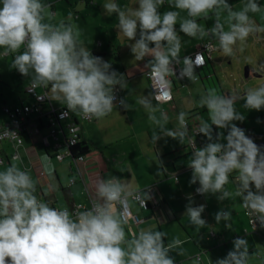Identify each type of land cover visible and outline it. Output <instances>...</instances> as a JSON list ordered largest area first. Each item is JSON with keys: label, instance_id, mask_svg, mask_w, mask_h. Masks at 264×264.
Wrapping results in <instances>:
<instances>
[{"label": "clouds", "instance_id": "1", "mask_svg": "<svg viewBox=\"0 0 264 264\" xmlns=\"http://www.w3.org/2000/svg\"><path fill=\"white\" fill-rule=\"evenodd\" d=\"M164 3L165 0H137L138 7L126 9L114 0L103 4L106 15H116L118 32L134 41L130 47L135 59L152 57L146 67L154 95L137 101L159 129L152 141L155 143L161 136L177 139L181 144L187 140L192 147L188 164L192 169L190 184L199 183L198 194H218L220 201L230 198L232 193L225 190V185L235 172L238 181L235 195L241 197L242 206L253 217V226L258 221L264 227V151L233 123L245 118L235 108L239 97L222 95L215 88H209L201 96L199 104L207 109L209 117L200 120L196 131L208 140L203 147H197L189 135L186 112L178 114V127L170 130L166 128L168 116L159 107L172 98L169 77L176 76L174 64L183 65L177 79L195 82L198 78L195 69L206 62L202 52H197L194 59L184 56L181 60L182 44L176 28L180 11H186L188 17L180 21V33L200 39L210 36L219 42L225 56H232L238 42L264 32V26H258L249 15L261 12V5L257 0H247L236 11L227 0H169L170 6L179 11L161 13ZM49 8L42 0H0V49H3L0 55L13 56L10 67L30 77L32 90L36 87L47 90L38 99L47 96L84 119L106 117L115 107V86L127 87L124 75L112 70L111 64L101 57L92 55L73 25L45 22L46 17H52ZM221 12L227 13L228 30L220 22ZM210 13L216 16V21L206 30L197 19H207ZM205 47L207 51L212 48ZM260 70L264 71V64ZM242 100L245 109L264 108V84L247 89ZM120 104L125 109L131 108L123 99ZM213 126L227 129V135L217 132L214 137ZM10 133L15 138L16 134ZM16 159L13 157V161ZM42 159L45 171L51 175L49 158ZM37 184L15 162L0 171V264H175L170 251L182 244L180 239L165 245L166 233L153 228L141 229L131 239L126 238L129 199L134 198L145 207L146 200L151 198L146 192L131 189L116 176L100 179L95 182L96 199L91 208L81 211L78 207L70 212L39 199L35 194ZM188 199L185 214L189 223L203 228L205 205L193 206L191 195ZM231 217V211L225 209L215 214L217 223L228 222ZM225 227L231 229L232 225L225 223ZM233 246L215 264H249L247 240L238 237Z\"/></svg>", "mask_w": 264, "mask_h": 264}, {"label": "crops", "instance_id": "2", "mask_svg": "<svg viewBox=\"0 0 264 264\" xmlns=\"http://www.w3.org/2000/svg\"><path fill=\"white\" fill-rule=\"evenodd\" d=\"M42 2L50 5L49 11L52 13L50 20L46 18L45 22L54 25L63 22L82 31L85 29L84 27H92L94 24L91 22L93 16L91 6H93L94 0H91L90 3L86 0H42ZM206 41H210V39L208 37L200 39L189 48L182 46L181 60L184 56L193 54L200 44ZM114 42L110 37L108 44H97L102 49L96 47L92 49L91 44H85L94 56L101 57L106 62H109V60H105L108 59V55H112L115 58L114 62L111 60L112 63L109 62L112 70L123 74L127 83L126 88H121L118 85L120 92L114 101L115 107L109 115L101 119L94 118L91 122L82 124L81 138L90 149L82 171L86 186L93 197L96 199L95 182L112 176L120 178L133 190H144L151 197L147 199L149 208L141 211L135 203L130 201L132 211L142 221L137 226L132 224L131 231L126 230V238L131 239L133 233H138L141 229L153 228V230L158 229L166 233L165 245L176 238L180 239L182 244L170 251L175 264H215L217 259L224 258L233 249V240L238 237L244 238L248 242L249 264H264V227L260 226L254 233L248 232V220L244 213L241 197L235 195L238 185L237 174L232 173L229 183L225 185V190L232 193L230 198L220 201L217 199L218 194L211 193L203 194L200 198L196 197L195 189L199 187V183L190 184L192 171L188 164L191 153L187 140L185 144H181L177 139L161 136L153 143L152 136L159 132V129L149 120L145 109L137 103L139 99L152 94L146 78V73L149 72L146 64L152 57L146 56L139 61L135 57L126 60L122 55L121 47ZM179 66L182 68V63ZM196 74L200 80L193 83H201V86L198 84L190 86L189 81L172 83V101L159 104V107L168 116L167 129L175 130L178 127L177 117L181 111L186 112L187 116L195 113L194 118L198 120V123L201 119H209L207 109L200 106L199 100L202 95L206 94V82L212 81L213 83L214 77H216L212 54L207 67L199 70ZM254 75L259 77L257 74ZM19 76L27 77L21 76L20 73ZM249 76L250 70H248ZM222 92V95H226L223 89ZM18 94V92L13 94L15 100L12 101L11 106L19 102L31 104L26 103L25 98ZM21 95H26L25 88ZM122 99L131 108L125 109L121 106ZM152 102L154 105L156 104L154 99ZM52 104L56 108L65 107L54 100H52ZM4 106H8L5 100H3ZM156 115L158 118L160 117L159 112ZM259 115L260 119L249 117L247 124L242 123L238 127L242 128L246 135L250 132L248 137L252 138L264 151V130L260 122L261 119L264 120V111L261 110ZM3 122L1 120L0 124ZM217 132L227 135V129H217L216 126H213L214 137ZM201 142L204 146L208 140L203 137ZM221 142L226 143V140ZM8 149L11 151V148ZM30 155H34L32 151ZM55 177L59 181L58 175ZM75 186H77V190L74 192L72 188ZM73 187L70 188L72 198L68 203L84 201L83 185L76 184ZM252 190L255 191L254 186H252ZM189 195L192 197L193 206L205 205L202 218L206 221V225L203 228L191 225L185 214ZM221 209L231 211L230 221L217 223L215 214ZM225 223H231L232 228L225 227ZM211 233L215 234V237H211ZM196 256L200 257L199 261L196 260Z\"/></svg>", "mask_w": 264, "mask_h": 264}, {"label": "rangeland", "instance_id": "3", "mask_svg": "<svg viewBox=\"0 0 264 264\" xmlns=\"http://www.w3.org/2000/svg\"><path fill=\"white\" fill-rule=\"evenodd\" d=\"M106 2L107 0H94L92 4L93 6H91L93 15L91 18V22H93L94 24H92V27H87L90 29L84 27L85 29L83 31L79 30L81 34L80 39L84 44H91L90 46H92V49H94L95 47L97 49H102V47H98L97 44H108L109 38L112 37V39L115 41L114 43L121 47L123 57H125L126 60L133 59L135 56L131 51L130 45L134 43V41H129L122 35V33L118 32V20L115 15L108 16L105 14L103 4ZM114 2H117V4L120 5L122 9H126V7H138L137 0H114ZM227 2L230 6H232L233 10L239 11L247 2V0H227ZM257 3L261 5L262 11L255 14L249 13V15L258 26H264V0H257ZM166 11L179 10L172 8L170 6L169 0H165L164 5L160 7V12L163 13ZM226 16V12H221L220 22L224 24L225 30H228L226 24ZM46 18L50 20L48 17ZM184 18H188L187 12L180 11V16L178 18L176 28L180 36L182 46L189 48L196 44V42L199 41L200 38L199 36H197L196 38H192L179 32V23ZM215 21L216 16L212 13L209 14V17L207 19H204L203 17L197 19V22L206 30L212 27ZM208 39H210V41L213 40L215 48L214 52L212 53V63L216 77H214L213 83L212 81L206 82L207 90L209 88H215L220 94H223V89L224 94L229 96L236 95L239 97L235 101V108L238 112H241V114L245 118L243 121H234L237 126L241 125L242 123L247 124L246 122L248 121L249 117H251V119H260V111H264V108L259 111L254 109H245L243 107L244 101L242 100V97L247 89L257 88L261 84H264V71L260 70V65L264 64V32L250 35L243 43L238 42L234 48L232 56L224 55V53L219 49V42L216 39L210 36H208ZM0 52H3V49H0ZM92 55L94 54L92 53ZM12 59L13 56L9 55L5 57L0 55V121L7 120V116L3 113V100L6 101V104L8 106H11L12 101L15 100L13 95L14 93L18 92V95L22 96V98H25L24 101L26 103H33L35 101L27 95H21L24 88L29 85L30 77L21 78L19 76V72L16 69L10 67ZM105 60H109V62L111 60L112 62H114L115 58H113L112 55H108V59ZM247 69L250 70V76L248 78L245 77ZM254 74H257L259 77H256ZM194 84H198L199 86H201V83H193L192 81H189L190 86H193ZM12 89L14 90L13 92L11 91ZM41 90L42 88H40L38 92H40ZM260 122L263 128L264 120L261 119ZM43 133L45 134V132ZM25 145L29 146V142L26 141ZM13 152V150L10 151L9 149H7L9 159L8 162H5L4 165L0 166V171H3L11 163L15 162L18 167L21 168V170H27L33 178L35 171L39 168H43L44 173L47 176L46 181L50 184L54 192V198L52 197V199L56 201L54 207L60 209L65 208L66 202L64 200V194L61 188L65 189L69 183V173L67 170L66 162L61 163L49 159L52 166V172L51 175H49L44 169L42 158L46 156V153L41 146L37 147V153L39 156V158L37 159L35 156L23 152V154L20 153L19 157L15 161H13ZM55 175H58L59 181H57ZM47 186V183H45L44 186L40 187L44 195H47L49 192ZM76 190L77 186L72 188V191L75 192ZM155 231L159 230L155 229Z\"/></svg>", "mask_w": 264, "mask_h": 264}, {"label": "built area", "instance_id": "4", "mask_svg": "<svg viewBox=\"0 0 264 264\" xmlns=\"http://www.w3.org/2000/svg\"><path fill=\"white\" fill-rule=\"evenodd\" d=\"M207 45H211L212 48L210 51H207ZM214 44L212 41H206L200 44V46L195 50V52L191 55L193 59L195 58V54L197 52H202L205 55V64L204 66L198 67L195 69L197 73L199 70L207 67L209 60L211 59V54L214 52ZM176 76H178L181 67L179 65H173ZM149 72L146 73V78L150 89L152 91V95H154L155 90L152 88V80L150 79ZM21 75V74H20ZM23 76V75H21ZM176 76H170L169 79L172 83L179 82L184 83L189 81L187 78L177 79ZM198 77V76H197ZM199 77L197 81H199ZM42 88L40 92L38 90ZM46 89L43 87H36L34 90L30 88L29 85L25 88V94L34 99L35 101L31 104H24L19 102L13 106H4L3 113L7 116V120L0 124V166L4 165L5 162H8L9 155L7 153V149L11 148L13 150V157L18 158L21 151L30 155V152H33V156L38 157L37 147L41 146L46 156L51 159L61 163L66 162L67 170L69 173V183L64 190H69L76 184L83 185L82 195L84 196V201L82 200L79 203L69 204V200H64L66 202V207L70 212H74L79 207V210L83 211L85 209H90L92 206V202L95 199L91 193V191L87 188L86 182L84 179V174L82 171V166L87 160V155L85 154H74L73 149L82 142L81 138V128L84 122H91L94 118L84 119L81 116H77L71 112H68L66 106L61 108H56L52 104V99L44 96L43 99H38L39 96L46 94ZM120 89L119 86H115L114 95L116 99L118 98ZM172 94V93H171ZM115 99V100H116ZM114 100V101H115ZM155 101V100H154ZM172 98L170 101L171 102ZM156 102V101H155ZM163 102V103H167ZM162 104V103H161ZM68 112V115L64 118H61L62 114ZM187 126L189 129V135L195 140L197 147H203L202 139L203 134L196 133L199 123L198 120L194 117H186ZM264 129V122H263ZM15 133V138H13V134ZM45 132V134L43 133ZM251 133L248 132L247 136ZM23 141V142H21ZM29 142V146L25 145V142ZM188 144V142H187ZM188 148L190 153L192 154V147L188 144ZM25 170V169H23ZM192 171V169H191ZM47 176L44 173L43 168H39L35 171L34 180L38 181L36 195L39 199L44 200L49 203L51 207H54L55 200L54 192L50 186V184L46 181ZM177 180V177H175ZM47 183V188L49 190L47 195H44L41 191V186H44ZM198 187H196L197 189ZM63 188H61L62 190ZM195 189L196 197H202V194H198ZM144 191V190H140ZM63 192V190H62ZM145 192V191H144ZM130 201L135 203L136 206L141 211H145L149 208L148 201L146 200L145 207H142L139 202H137L134 198L129 199V223L125 226V231L129 228L131 229V225L137 226L141 223L140 217L135 214L131 207ZM119 209V206H117ZM244 209L245 216L248 220V232L254 233L256 232L260 224L258 221L255 222V227L253 226L252 220L253 217L249 215L248 210ZM211 237H215V234L211 233ZM264 254V252H263ZM196 260L199 261L200 257L196 256Z\"/></svg>", "mask_w": 264, "mask_h": 264}, {"label": "trees", "instance_id": "5", "mask_svg": "<svg viewBox=\"0 0 264 264\" xmlns=\"http://www.w3.org/2000/svg\"><path fill=\"white\" fill-rule=\"evenodd\" d=\"M86 1H87L88 3H90L91 0H86ZM205 91L207 92V88H205ZM190 116L195 117L196 114L194 113V114H191V115H189V116H187V117H190ZM89 152H90L89 147H88V146L86 145V143H84L83 141L80 142V143H79V144L73 149V153H74V154H85V155H87ZM62 190H63L64 196L66 197L67 200H69V199L72 198V195H71V193H70L69 190H64V189H62Z\"/></svg>", "mask_w": 264, "mask_h": 264}, {"label": "water", "instance_id": "6", "mask_svg": "<svg viewBox=\"0 0 264 264\" xmlns=\"http://www.w3.org/2000/svg\"><path fill=\"white\" fill-rule=\"evenodd\" d=\"M245 77L246 78L248 77V70H246Z\"/></svg>", "mask_w": 264, "mask_h": 264}]
</instances>
